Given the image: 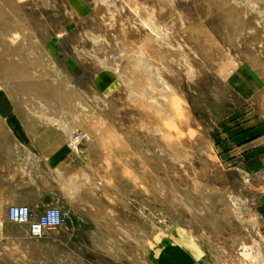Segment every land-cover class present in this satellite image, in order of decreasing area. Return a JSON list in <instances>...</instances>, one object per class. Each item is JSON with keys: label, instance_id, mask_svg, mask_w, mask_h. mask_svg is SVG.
<instances>
[{"label": "rangeland", "instance_id": "1", "mask_svg": "<svg viewBox=\"0 0 264 264\" xmlns=\"http://www.w3.org/2000/svg\"><path fill=\"white\" fill-rule=\"evenodd\" d=\"M6 95L77 99L53 107L78 112L74 152L90 151L127 226L88 232L104 246L84 238L70 255L61 230L30 238L0 207V264H138L183 237L207 264H264L251 204L264 170L224 157L235 130L264 126V0H0Z\"/></svg>", "mask_w": 264, "mask_h": 264}, {"label": "crops", "instance_id": "2", "mask_svg": "<svg viewBox=\"0 0 264 264\" xmlns=\"http://www.w3.org/2000/svg\"><path fill=\"white\" fill-rule=\"evenodd\" d=\"M25 56L32 57L28 50ZM62 100L77 101L74 97L0 99V207L7 215L11 206H26L35 216L47 207L62 209L66 223L58 231L64 238L55 247L73 255L85 240L93 241V237H85L88 232L127 225H119L113 216L110 204L117 202H111L110 197L115 196L101 184L106 176L89 172L90 151L84 149L81 154L67 146L74 132H85L79 130L78 112L64 113L53 107ZM226 141L224 157L235 155L239 161L236 169L252 177L264 170V126L241 127ZM257 188L263 193L251 204L256 214L264 215V186ZM95 242L104 246V241ZM99 246L95 251L104 254ZM146 255L138 264H207L204 250L194 239L185 237Z\"/></svg>", "mask_w": 264, "mask_h": 264}, {"label": "built area", "instance_id": "3", "mask_svg": "<svg viewBox=\"0 0 264 264\" xmlns=\"http://www.w3.org/2000/svg\"><path fill=\"white\" fill-rule=\"evenodd\" d=\"M85 135L74 132L68 139L67 146L71 151L80 149ZM66 215L58 207H47L39 216L31 208L22 205L11 206L8 210V221L27 226L30 238L43 239L46 233L60 229L66 222Z\"/></svg>", "mask_w": 264, "mask_h": 264}, {"label": "bare ground", "instance_id": "4", "mask_svg": "<svg viewBox=\"0 0 264 264\" xmlns=\"http://www.w3.org/2000/svg\"><path fill=\"white\" fill-rule=\"evenodd\" d=\"M254 248H256V249H253V247H252V252L249 254V256H252V257H254V255H258V257L260 256V254H261V249L260 248H257V247H254ZM260 249V250H259ZM254 258H256V257H254ZM259 259V258H258Z\"/></svg>", "mask_w": 264, "mask_h": 264}]
</instances>
